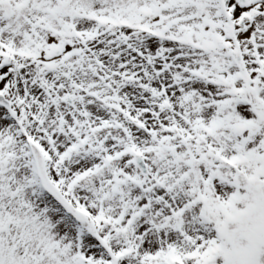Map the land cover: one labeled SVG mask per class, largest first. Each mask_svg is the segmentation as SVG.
<instances>
[{"label": "snow or ice", "instance_id": "6c2138e0", "mask_svg": "<svg viewBox=\"0 0 264 264\" xmlns=\"http://www.w3.org/2000/svg\"><path fill=\"white\" fill-rule=\"evenodd\" d=\"M0 264H264V0H0Z\"/></svg>", "mask_w": 264, "mask_h": 264}]
</instances>
